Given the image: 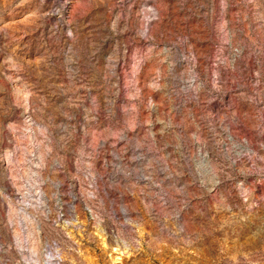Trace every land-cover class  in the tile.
Returning a JSON list of instances; mask_svg holds the SVG:
<instances>
[{
    "label": "rangeland",
    "instance_id": "1",
    "mask_svg": "<svg viewBox=\"0 0 264 264\" xmlns=\"http://www.w3.org/2000/svg\"><path fill=\"white\" fill-rule=\"evenodd\" d=\"M0 264H264V0H0Z\"/></svg>",
    "mask_w": 264,
    "mask_h": 264
}]
</instances>
